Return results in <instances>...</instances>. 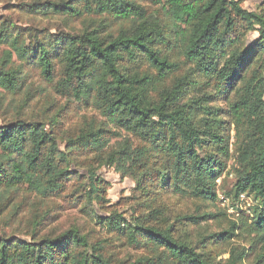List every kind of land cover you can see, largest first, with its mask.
Masks as SVG:
<instances>
[{
    "label": "trees",
    "instance_id": "trees-1",
    "mask_svg": "<svg viewBox=\"0 0 264 264\" xmlns=\"http://www.w3.org/2000/svg\"><path fill=\"white\" fill-rule=\"evenodd\" d=\"M143 2L161 6L170 23L151 22ZM15 5L34 15L99 20L78 32H52L0 16V47L7 48L0 57V88L13 97L28 93L25 68L34 67L55 92L98 116L65 134L54 118H25L22 107L2 120L0 200L9 203L26 193L40 201L63 198L70 205L84 198L105 201L96 170L91 167L86 177L78 167V157H85L105 158L123 175L143 173L149 186L161 192L214 202L218 180L233 161L236 179L227 195L239 200L247 194L259 202L251 208L249 244L262 245L254 264H264V57L259 58L264 56V15L238 0H21ZM115 23L120 25L116 30ZM254 30L260 33L258 42L244 46ZM183 63L189 70L175 76ZM121 65H147L149 70L126 75ZM198 75L205 79L207 94L187 98ZM224 97L225 106L213 104ZM160 191L145 202L148 212L133 221L95 208L86 213L131 246H151L159 256L146 258L149 264H246L248 249L233 245L229 258L218 261L213 253L176 237L173 223L151 224L158 208L150 204ZM50 210L35 216V225ZM213 215L189 214L179 220L198 225ZM237 227L233 223L200 243L231 240ZM105 243L79 228L55 237L33 233L30 240L5 235L0 236V264H141L145 259L121 262L106 254Z\"/></svg>",
    "mask_w": 264,
    "mask_h": 264
},
{
    "label": "rangeland",
    "instance_id": "rangeland-1",
    "mask_svg": "<svg viewBox=\"0 0 264 264\" xmlns=\"http://www.w3.org/2000/svg\"><path fill=\"white\" fill-rule=\"evenodd\" d=\"M21 0H0V16L11 18L18 26H28L32 29L50 30L57 32L65 30L70 32H78L86 25L92 24L99 17L83 16L80 18H69L61 15H34L25 12L17 7ZM29 1V0H28ZM240 4L250 11L262 13L264 15V0H238ZM151 16V22L154 21L160 25L169 24L165 11L161 6L151 3H145ZM154 16V17H153ZM156 17V18H155ZM96 21V22H97ZM120 25L115 23L112 29L116 30ZM260 33L257 30L247 33L244 46L248 47L258 42ZM6 47H0V57ZM264 56L259 57L260 59ZM177 61H184V57L176 53ZM19 62L16 57L13 58V65ZM190 65L183 63L180 71L175 76L185 74ZM124 74L132 75L136 72L144 74L149 70L147 65L138 67H126L121 65ZM25 71L28 74L29 92L26 94H17L14 97L4 92L0 88V122L15 116L22 107L25 118L37 119L39 121L49 122L52 118L59 124L63 134L69 133L83 124L85 120H89L91 116H98L97 113L90 108H86L82 102L74 101L73 98L64 97L55 92L53 86L42 80L39 71L34 67L27 66ZM171 77L167 83H172ZM195 87L189 90V97L199 98L207 94V84L205 79L198 75L196 77ZM156 95H153L155 97ZM2 97V98H1ZM23 104H26L23 107ZM216 105L225 106V97L217 100ZM8 109L7 113H4ZM125 134V133H124ZM235 132L232 131L231 142L235 141ZM234 148V145H232ZM79 169L83 176L89 175L91 167L96 170L99 182L105 188V192L101 193L105 197V201L99 202L97 199L89 200L84 198L79 205H70L63 198L46 199L40 201L30 194L23 193L17 199L7 202L0 200V236L8 235L9 237H20L30 240L33 233H37L41 237H55L70 228H79L93 240H106V254L112 258L125 263H133L143 260L141 264H149L146 258H158L156 251L151 246L133 247L127 243V239L122 237L115 231L105 227L92 214H87L86 209L95 208L100 213L110 215L118 213L125 217L128 221H133L134 217L147 213L145 206L147 200L154 198L158 188L149 186L146 175L143 173L123 175L115 165H110L104 158L101 162L85 157H78ZM233 161H230L226 172L218 180V199L217 201L201 200L188 195L176 194L172 190L160 191L158 197L152 200L151 207L158 208L156 217L157 221L149 218L151 224L164 223L168 226L174 224V235L180 239L187 241L191 245H198L203 252L213 253L215 260H227L230 256L229 251L233 245H238L248 249L245 258L246 264H254L257 256L263 251L262 245L251 247L249 239L252 234L251 224V208L259 206V202L251 195L244 194L239 200H233L227 194L233 189L235 183V173L233 172ZM153 192L151 196L150 193ZM155 192V193H154ZM150 198V199H149ZM51 209V210H50ZM48 210L44 220L35 225V216H42ZM152 213V211H151ZM214 214L212 218L196 225L192 222L179 220L184 215L189 214ZM233 223L238 225L235 230V236L231 240L220 239L214 243H208L203 247L200 242L209 234L229 230ZM252 226V225H251ZM153 262V261H152ZM156 264H177L174 261Z\"/></svg>",
    "mask_w": 264,
    "mask_h": 264
}]
</instances>
